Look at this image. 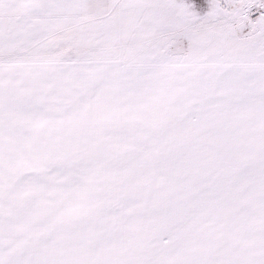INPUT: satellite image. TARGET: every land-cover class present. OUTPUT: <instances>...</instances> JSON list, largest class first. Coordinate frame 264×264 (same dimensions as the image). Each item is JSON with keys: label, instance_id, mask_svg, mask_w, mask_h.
Instances as JSON below:
<instances>
[{"label": "snow or ice", "instance_id": "snow-or-ice-1", "mask_svg": "<svg viewBox=\"0 0 264 264\" xmlns=\"http://www.w3.org/2000/svg\"><path fill=\"white\" fill-rule=\"evenodd\" d=\"M0 264H264V0H0Z\"/></svg>", "mask_w": 264, "mask_h": 264}]
</instances>
